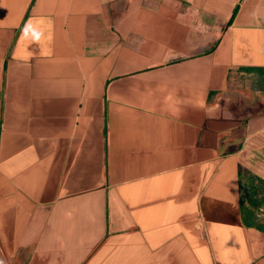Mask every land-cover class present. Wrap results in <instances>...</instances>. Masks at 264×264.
<instances>
[{"label": "crops", "instance_id": "1", "mask_svg": "<svg viewBox=\"0 0 264 264\" xmlns=\"http://www.w3.org/2000/svg\"><path fill=\"white\" fill-rule=\"evenodd\" d=\"M0 264H264V0H0Z\"/></svg>", "mask_w": 264, "mask_h": 264}]
</instances>
